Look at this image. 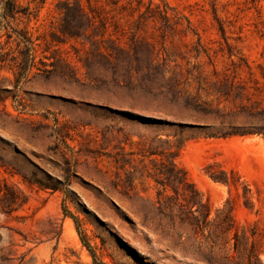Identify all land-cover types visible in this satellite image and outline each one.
I'll return each mask as SVG.
<instances>
[{"label": "rangeland", "instance_id": "rangeland-1", "mask_svg": "<svg viewBox=\"0 0 264 264\" xmlns=\"http://www.w3.org/2000/svg\"><path fill=\"white\" fill-rule=\"evenodd\" d=\"M60 1L19 3L37 11L28 26L40 38L38 59L62 56L77 79L56 71L3 93L15 77L0 72V264H247L252 254L264 264V137L209 136L240 120L155 102L115 83L110 69L100 71L106 84L90 82L79 62L88 47L59 31ZM153 2L171 7L169 24L181 29L189 21L197 33L167 30L161 53L180 65L192 95L218 104L198 91L194 77L213 92L211 84L232 71L231 53L264 63V0ZM145 6L131 13L109 4L107 37L128 47L137 35L161 49L166 21L140 18ZM125 75L118 70L117 78ZM220 108L219 115L235 112L225 102ZM181 121L196 126L182 128ZM174 166L197 194L187 187L176 192ZM220 170L233 171L237 185L213 180ZM228 215L232 227L217 240Z\"/></svg>", "mask_w": 264, "mask_h": 264}, {"label": "trees", "instance_id": "trees-1", "mask_svg": "<svg viewBox=\"0 0 264 264\" xmlns=\"http://www.w3.org/2000/svg\"><path fill=\"white\" fill-rule=\"evenodd\" d=\"M106 5L101 0H62L57 5L58 11L62 14V24L59 31L63 37L81 40L84 47H88L85 57H79L86 70L87 79L98 85L106 84L102 69L113 71V81L117 84L123 83L130 88H138L141 92L150 97L155 102H166L172 106L182 105L187 111L201 116H219L225 119L232 115L240 122H229L226 130L209 132L212 137H229V136H249L259 135L264 137V63L250 62L247 57L240 54L231 53L229 58L237 57V60L231 59L232 71L225 74L222 80L211 84L210 92L204 88L200 75L194 77L199 86L198 91H205L208 96L214 95L218 100L215 106L213 102L203 100L198 95H192L185 89L187 79L183 71L177 70L180 65L172 66L170 56L161 57V53H166L165 43L167 40V30L179 31L180 33H193L197 35L188 21V26L178 29L177 22L169 24V12L171 7L162 2L155 4L149 0L145 6L142 0H135L137 6L133 5L134 0H128L127 4H120V0H105ZM109 4L121 11L135 13L140 12L141 7L145 6V11L140 14L142 19L160 18L166 21L163 26L161 36V49H157L154 42L145 38L133 35L128 47L123 46L118 39L107 37L108 33V14L112 11L108 8ZM37 17V11L31 10L30 6H23L19 0H0V72L8 70L15 77V85L12 89L3 87V93H10L18 89L21 84L30 80L31 76L44 75L48 76L52 72H60L66 76L77 79L75 68L62 56L54 58L55 60L47 63L44 59H38L36 55L37 41L29 29V22L32 18ZM264 26V20L261 21ZM23 25V26H21ZM141 26L137 29L139 30ZM222 33L224 29L221 26ZM200 43V39L198 44ZM196 51H198L196 49ZM214 57V56H213ZM213 57L209 56L210 63H213ZM142 59H146L143 64ZM124 70L126 75L117 78L118 70ZM6 97L2 99L4 101ZM225 102L234 107V113H222L220 104ZM227 108V107H226ZM224 109L226 111L227 109ZM162 122L163 120L158 119ZM171 124H176L172 122ZM182 128H195V124H185L179 122ZM201 127V126H200ZM204 127V126H203ZM209 130V127L200 128ZM183 143L177 146V157ZM211 178L227 185L236 186V182L230 173L220 170L210 174ZM173 185L176 192L180 189L192 188L197 194L193 184L187 179L184 169L174 166ZM2 190L0 189V192ZM227 205H231L230 202ZM202 214L207 213V205L202 206ZM232 209V206L230 210ZM190 216L186 215L181 221L189 220ZM226 227H223L215 236L217 240L224 241L228 230L232 227V218L228 215ZM197 228L199 226L197 225ZM226 243V242H224ZM222 244V246L224 245ZM247 264H261L258 256L251 255Z\"/></svg>", "mask_w": 264, "mask_h": 264}]
</instances>
